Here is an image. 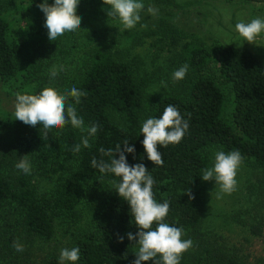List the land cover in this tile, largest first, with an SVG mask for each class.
Masks as SVG:
<instances>
[{"label": "trees", "instance_id": "trees-1", "mask_svg": "<svg viewBox=\"0 0 264 264\" xmlns=\"http://www.w3.org/2000/svg\"><path fill=\"white\" fill-rule=\"evenodd\" d=\"M19 1L10 0L14 13H5L0 6V88L14 99L17 93L39 94L43 90L45 60L41 48L50 41L39 7L44 0ZM156 1L182 7L176 0ZM80 3L84 6L89 2ZM179 61L188 65L180 91L154 98L144 116V85L137 81V59H118L106 50H96L80 77L61 93L72 87L87 93L79 104L72 97L68 103L74 105L85 127L99 125L95 136L89 137L69 122L45 137L43 129L26 125L0 109V128L15 123L17 130L0 156V264L29 263L22 251L13 247L14 241L22 246L37 245V249L51 242L56 221L77 217V207L96 178L119 182L114 174H101L92 167L93 158L110 162L111 157L102 156L100 148L112 149L115 155L116 145L123 151V142L129 141L135 152H125L128 165L142 163L147 168L154 179L155 200L170 205L164 222L183 228L184 233H195L203 223L202 170L209 166L205 155L208 147L238 150L242 158L264 166V58L230 44L208 47L191 42L183 45ZM224 85L230 86L233 96L230 120L223 114ZM168 105L178 109L189 128L178 144L158 146L163 163L155 165L147 158L140 129L146 119L160 118ZM83 137L89 139L87 148ZM77 144L81 149L74 154ZM24 156L40 169L58 172L66 163L73 167L59 176L51 193L39 195L29 174L16 168ZM115 158L119 159V154ZM130 211L129 203L117 191L107 194L98 204L93 226L75 245L80 249L75 264H134L139 228L132 223ZM129 233L136 241L128 239ZM205 252L208 257L195 264H241L240 259ZM41 263L59 264V258L48 253Z\"/></svg>", "mask_w": 264, "mask_h": 264}, {"label": "rangeland", "instance_id": "rangeland-1", "mask_svg": "<svg viewBox=\"0 0 264 264\" xmlns=\"http://www.w3.org/2000/svg\"><path fill=\"white\" fill-rule=\"evenodd\" d=\"M87 1L88 4L82 6L79 3L77 8L76 14L81 18L80 29L65 33L55 41L50 40L41 48L45 60L42 67L43 89L53 88L61 94L84 72L86 63L96 50H106L118 59H137V81L144 85L145 116L154 98L180 91L183 79L173 81L172 76L182 66L179 60L185 43H204L208 47L230 44L239 49H249L264 58V33L250 44L235 27L239 22L264 19V0H176L182 6L180 8L156 0H140L145 7L140 12V22L132 29H125L118 19L109 17L110 6L105 5L103 0ZM19 2L16 0V3ZM47 2L50 5L54 0ZM0 6L5 13L15 12L10 0H0ZM148 7L154 8L156 14H149ZM8 8L10 11H7ZM42 20L46 22L45 14ZM53 66L58 72L55 78L50 76ZM224 92L223 114L225 119L230 120L233 113L230 86L224 85ZM15 103L16 99L6 97L0 88V109L13 118ZM36 128L43 129V126L38 124ZM15 132V123L0 128V156ZM217 151L228 153L220 146L208 147L205 150L208 168L214 165ZM30 165V180L39 195L51 193L59 176L68 174L73 167L66 163L55 172L40 169L32 163ZM235 179L236 188L231 194L219 193L215 180L205 181L203 223L195 233L183 234L182 239L192 240L193 246L182 254L180 264H195L205 259L208 257L206 250L240 259L241 264H264V166L242 158ZM114 192L115 187L107 178L99 176L92 181L77 207V217L56 221V235L51 242L41 245L40 249L36 248L37 245H23V256L29 262L26 264H42L48 253L59 258L62 249L75 247L79 238L93 226L98 204L107 194ZM137 244L134 245V255ZM31 248H34L33 251ZM65 264L72 262L66 261ZM145 264H153V261Z\"/></svg>", "mask_w": 264, "mask_h": 264}, {"label": "clouds", "instance_id": "clouds-1", "mask_svg": "<svg viewBox=\"0 0 264 264\" xmlns=\"http://www.w3.org/2000/svg\"><path fill=\"white\" fill-rule=\"evenodd\" d=\"M103 2L110 6L108 16L118 19L125 29H132L140 22V12L145 7L140 0H103ZM79 3L80 0H54V4L49 5L47 0H44V3L39 5L46 16L45 27L48 29L50 40L55 41L65 33L80 29L81 18L76 14ZM147 11L149 14H156V10L152 7H148ZM235 27L239 35L251 44L257 36L264 33V19L254 18L247 23L239 22ZM187 72L188 65L181 66L173 72V81L184 79ZM57 74V69L53 66L50 76L55 78ZM86 95V92L79 91L76 87L63 94L48 87L39 94L17 93L14 115L16 120L26 125L35 127L41 124L45 137L50 130L60 129L69 122L74 128L86 132L89 137L95 136L99 125L93 123L85 127L84 120L77 115L74 105L68 103L69 97H72L75 103L79 104L80 97ZM188 128V122L173 105H168L160 118L146 119L142 123L140 132L144 136L142 143L147 158L155 165L162 164V154L158 151V146L166 148L170 144H178ZM82 144L85 148L90 146L88 137L82 138ZM121 147L120 144L116 145L115 155L112 149L100 148L102 156L111 157L110 162L103 159L97 161L93 158L92 167L98 169L101 174L111 173L119 178V182L113 181L115 190L129 203L132 223L134 221V225L139 228L134 264H145L148 261H154L155 264H180L182 254L193 246L192 240L182 239L183 228L170 226L164 222L169 213V203L167 201L158 203L155 200L154 179L142 163L135 166L128 165L125 152L134 154L135 148L129 146L127 140L123 142V151ZM80 149L81 145L77 144L72 151L75 154L79 153ZM117 154L119 159L115 158ZM241 163L242 156L238 150L228 153L217 151L214 165L202 170V180H215L219 193L231 194L236 188L235 177ZM16 168L25 174H30L31 165L28 156L22 157ZM188 195L194 198L191 197V192ZM153 225L156 227L153 228ZM128 239L136 241L137 237L129 233ZM120 242H123V237H120ZM13 247L16 251H23V246L18 240L14 241ZM79 259V247L65 248L60 252L59 264H65L66 261L75 264Z\"/></svg>", "mask_w": 264, "mask_h": 264}]
</instances>
